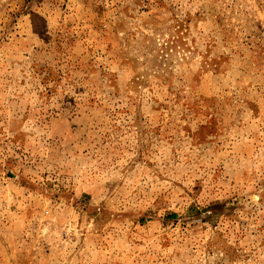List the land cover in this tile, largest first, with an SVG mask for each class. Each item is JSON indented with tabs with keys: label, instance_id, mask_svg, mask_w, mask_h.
<instances>
[{
	"label": "rangeland",
	"instance_id": "rangeland-1",
	"mask_svg": "<svg viewBox=\"0 0 264 264\" xmlns=\"http://www.w3.org/2000/svg\"><path fill=\"white\" fill-rule=\"evenodd\" d=\"M0 264H264V0H0Z\"/></svg>",
	"mask_w": 264,
	"mask_h": 264
}]
</instances>
